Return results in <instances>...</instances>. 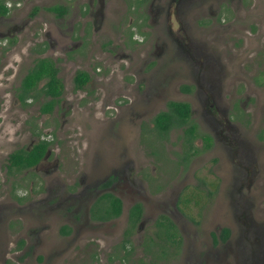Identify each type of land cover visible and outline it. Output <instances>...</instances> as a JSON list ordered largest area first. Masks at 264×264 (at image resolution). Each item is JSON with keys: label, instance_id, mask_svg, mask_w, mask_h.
<instances>
[{"label": "rangeland", "instance_id": "rangeland-1", "mask_svg": "<svg viewBox=\"0 0 264 264\" xmlns=\"http://www.w3.org/2000/svg\"><path fill=\"white\" fill-rule=\"evenodd\" d=\"M55 1L26 0L9 15L20 21L35 6L41 11L43 4ZM167 6L171 11L177 7L168 4L166 10ZM125 18L127 24L130 18ZM144 21L152 26L149 15ZM179 23L174 41L167 46L149 34H136L137 44L123 46L114 28L106 35L95 33L100 44L93 46L94 60L88 66L96 71L97 80L79 93L71 92L75 68L69 62L59 65L66 88L62 107L49 116L39 114V100L23 107L15 92L44 51L39 16L26 32L33 31L35 37L27 38L17 29L10 31L12 43L10 33L0 35V264H264V250L252 259L246 254L251 247H264V0H207L190 7ZM176 46H181L180 52ZM46 54L72 56L58 49ZM192 84L191 93L185 95L182 86ZM209 91L218 92L213 97L219 109L229 110L217 115L211 127L205 121V130L197 119L211 100L204 107L197 94ZM168 100L191 103L193 119L199 123L197 133L212 131V124L217 133L226 123L224 118H230L236 152L226 156L222 143L216 141L211 152L197 155L181 169L175 164L180 160L181 131L175 129L162 143L174 162L167 160L148 130L151 118ZM140 133L156 146L160 161L142 157L136 146ZM39 137L51 141L39 168L8 174V155L31 147ZM197 137L194 146L200 145ZM218 153L220 157L215 156ZM124 155L128 164L121 170ZM113 169L125 177L112 189L126 205L135 200L144 204L142 224L129 234L130 252L125 259H119L117 249L112 256L125 226L124 213L95 224L83 211L93 195L86 206L78 203L67 209L68 203L56 194L61 190L63 196L82 190L99 193L98 184L114 175ZM19 183L27 188L20 189ZM185 184L204 190L187 189L181 201L191 198L192 202L182 205L177 197ZM24 193L28 197L22 200L12 197ZM166 205L172 209L178 238L168 250L165 247L164 255L156 254V247L146 253L153 221ZM63 224L75 228L64 234L59 231ZM224 227L230 230L227 241L213 243V234L218 238Z\"/></svg>", "mask_w": 264, "mask_h": 264}, {"label": "flooded vegetation", "instance_id": "flooded-vegetation-1", "mask_svg": "<svg viewBox=\"0 0 264 264\" xmlns=\"http://www.w3.org/2000/svg\"><path fill=\"white\" fill-rule=\"evenodd\" d=\"M25 1L26 0H14L13 3L12 0H0V23H2L0 24L2 25L0 26V35L10 33V31L17 32V29H19V32H21L22 34L26 33L27 31H29V29H31L33 21H35V19L39 16L40 21L43 25L41 30L43 31L44 35V51L41 52L40 57H37L34 60L41 58L49 61L52 64L55 71V77L59 80V93L57 95H52L45 91L46 82L48 81V77L46 76L39 79L37 81V84L29 89H23L21 87L20 82L19 86L17 87L18 89H16L15 92L16 97L18 99V103L21 104L23 107L26 108V106L30 105L32 102L36 103L39 100V114L49 116L51 114L58 113V111L62 107L61 99L63 94L65 93L66 88L65 83L59 74V65H63L65 64V62H69V64L75 68L73 71V76L71 78V92L73 91L79 93V91L85 90L86 86L94 84L95 80H97V77L95 76L96 71L90 69V67L88 66L90 61L94 60V58L92 57L93 53L95 52L93 51V46L100 44L97 43L98 38L95 39V33L106 35L110 32L109 29L111 30L112 28H114L116 29L117 37H122V40L124 42L123 46L132 43L137 44V41L134 38L136 34H140L143 36L149 34L155 36L156 40H161L163 44L162 46H167V43L169 41H174L172 38L174 32L175 30L180 29L181 23L179 22L185 19L187 10L190 7H193L194 5H200L206 2L207 0H57L52 4H43V8L41 11L38 10L37 6L39 5H37L32 10L26 12L25 17H21L20 21L14 20L15 16L9 14L13 13L16 10H19L21 8V4H24ZM168 4L169 6L171 4H175L177 5V7L173 11H171L167 6L166 10V5ZM217 6H220V4ZM3 10H6V12H2ZM127 14L128 16L126 17ZM147 15L152 17V26L147 25L144 21ZM125 17L130 18V21L127 24L123 23V18ZM172 17L175 19L176 22L172 19ZM10 21H12L11 24ZM176 25L178 27L174 28V26ZM13 32L9 35H13ZM52 34L53 36H51ZM25 35L27 36V38L35 37V33L33 31H30ZM11 38V42L13 43V40L15 39H13V36H11ZM50 40H52V42H50ZM141 41L143 42L144 40ZM107 43H111L110 39L107 40ZM49 49L51 51H55L56 49H58V51L71 52L72 56L71 58H62L61 56L58 57L57 55H54V57L51 58L48 56V54H46V51ZM176 49L178 52H180L181 46H176ZM34 64L35 61L33 62V65ZM97 71L100 70L97 69ZM198 71L199 70H197L196 72ZM81 74H86V79H83L84 76L81 77ZM204 80H206L205 72ZM41 81H43L44 83L36 90L38 84H40ZM217 81L218 80H216L214 83L209 82V85L213 86L217 83ZM205 82L208 83V81ZM192 88L193 84L184 85L181 89L185 93V95H189L191 93ZM83 93L84 96H86V92L84 91ZM215 95L217 96L218 92L213 93L209 91V93H205L204 95L201 92L197 94V97L199 99H203L202 103L204 107H206V101L211 100L208 109H202L200 113V118L197 119L205 130H208L205 121H207L211 127V122H216L217 115L227 114L229 110V107L219 109L213 97ZM82 98L83 97H81V99ZM51 101H53L52 107L50 109H45L47 108V104H49ZM171 102H181L188 104L190 109L189 115L184 121L180 118H178L177 120L173 118L170 125H168L166 129H162L159 127V124L155 122L156 116L161 112H170L169 104ZM165 105L166 107L163 110L155 113L151 118V127L148 131H151V133L153 132L155 134L156 140L158 141L157 147L159 151L166 155V159L168 157L166 153L167 150H165L166 148L162 146V143L166 142L168 134L173 130L179 129L181 131V134L179 135V146L181 147V154L178 157V159L180 160L175 162L177 167L180 166L181 169H184L190 162L193 163L194 157H196L197 155H205L208 153L207 151L211 152L214 149V146H216V141H220L222 143L221 148H224L226 156L230 155L231 153L234 154L236 152V149L232 148V145L234 144L231 142L230 139V137H232V135L234 134V128L229 124L230 118H224L226 123L217 133L213 132V124L212 131L197 133L199 123L193 119L194 110L191 103H189L188 101L168 100ZM139 126L142 131L145 130L144 125L141 124ZM192 126L194 127L195 131L193 134H190L189 129ZM154 134L151 135L154 136ZM197 136H199L200 138V145L194 146L193 142ZM42 141H48L49 145L47 147L46 152L37 163L30 167L22 168L20 170H17L14 167L9 168L8 165H6L7 173L15 175L16 172L13 171L19 172L22 170L39 168L43 159L46 158V156L49 154L51 145L50 140L41 137H39L34 144ZM136 143L138 144L136 146H138V148L140 149L139 151L142 153L143 158H145L146 156L147 160L150 159L153 162H155V160L160 161L159 151H157L156 146L148 144L146 140L143 139L142 133L138 135ZM32 146L27 148L26 150H30ZM247 155L249 154L247 153ZM126 156L121 159V162H124L121 166V170L127 167L128 162L125 160ZM215 156L220 157L219 153L217 155L215 154ZM168 159L172 163L174 162L169 157ZM115 170L116 169L112 170V174L114 175H111L107 179L100 181L97 186L99 193L96 192L95 194H93L90 193V191L86 192L82 190L77 194L70 193L63 196L64 193L63 190H61L56 194H58L60 197H63L60 200L61 202L68 203L66 207L67 209L72 204L76 205L78 203L80 206H86V204L92 199L89 197V195H93V200L87 207L83 208V211L85 212V216H87V218L95 224H101L111 221L119 217L122 213H124L125 226L122 230L119 241L113 246L112 256H116L117 249L119 251V259H125L127 257V254L130 252L127 247L128 243L131 242L129 239V234L131 233V231H133V229H138L142 224L144 204L140 200H135L126 205L127 203L124 198H121V194H117L115 190L112 189L117 184V181L119 182L121 178H125L123 175L116 173ZM155 171L156 168L153 171L154 174ZM17 186L21 187L20 189L27 188L22 187L21 183H19ZM138 186L141 187L140 183L138 184ZM189 188H193L195 190H204L203 188L198 187L197 184H195L194 187L188 184L182 185L178 192V203H181L182 205H187L192 202L191 198L187 201V203L181 201V196H183L185 191ZM30 191L31 189L28 188V193H30ZM107 194H109L110 196L103 197ZM111 196L118 200L119 213L116 215L113 214L116 208H113L115 206L113 205V203H111ZM12 197H16L19 201L24 198H27L28 196L24 193L23 195L13 194ZM75 199H77L78 202ZM173 207H175V204H173ZM163 209L164 211L158 214L153 221L155 229L153 231L152 237L148 238V243L145 244V247L148 248L147 250L144 247V251L146 253H149L153 247H156L158 249V253L156 254L164 255L166 253L165 247L168 250L169 247H171V244L173 243V237H169V234L167 232L170 223L176 227V225L173 223L172 218L170 217V212H172V209L168 205H166V208L164 207ZM133 219L134 222H132ZM73 221L75 222L76 220ZM74 228L75 226L71 227L68 224H63L60 227L59 231L64 234H69L72 232V230H74ZM221 233L218 238L215 236V234H213V243L217 240L222 242L227 241L229 235L226 239H223L221 238ZM21 244H24L23 241H21ZM243 247L247 249L245 244L243 245ZM263 250V244H259L258 248L251 247V249H247L246 254H249L250 256L248 259H252L257 252L261 253L263 252ZM156 254L153 253V256L157 257ZM245 259L246 258H244L243 260ZM249 264H254V261H249Z\"/></svg>", "mask_w": 264, "mask_h": 264}, {"label": "trees", "instance_id": "trees-1", "mask_svg": "<svg viewBox=\"0 0 264 264\" xmlns=\"http://www.w3.org/2000/svg\"><path fill=\"white\" fill-rule=\"evenodd\" d=\"M2 12H6V10H3ZM44 76L48 77L45 91L49 94L57 95L59 93L58 88L60 87V85H59V80L55 77L54 68L49 61L41 58L35 60V64L28 70L26 75L23 77L21 81V87L23 89L32 88L37 84V81ZM82 76H84L83 79H86L87 75L81 74V77ZM52 105H53V101L47 104V108L45 109H50ZM169 109L170 112H161L156 116L155 122L159 124V127L162 129H166L167 126L170 125V123L172 122L173 118H175L176 120L180 118L181 120L184 121L188 117L190 110L188 104L181 102H171L169 104ZM194 131H195L194 127L192 126L189 129V133L193 134ZM48 145H49L48 141H42L34 144L30 150H26L24 148L15 150L8 156V162H9L8 167L9 168L14 167L17 170H20L22 168H27L34 165L44 155ZM106 196H110V195L107 194L103 197ZM111 198H112L111 203H113V205L115 206L113 208H116L113 214L116 215L119 213L118 200L112 196ZM132 222H134V219L132 220ZM167 232L169 234V237L170 236L173 237V241L178 238L179 233L173 224L170 223ZM228 235H229V229L224 228L221 233V238L226 239Z\"/></svg>", "mask_w": 264, "mask_h": 264}]
</instances>
